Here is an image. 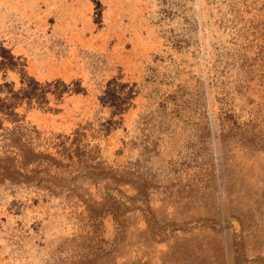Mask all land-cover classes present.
<instances>
[{
	"label": "rangeland",
	"instance_id": "374dc122",
	"mask_svg": "<svg viewBox=\"0 0 264 264\" xmlns=\"http://www.w3.org/2000/svg\"><path fill=\"white\" fill-rule=\"evenodd\" d=\"M262 138L264 0H0V264H264Z\"/></svg>",
	"mask_w": 264,
	"mask_h": 264
},
{
	"label": "trees",
	"instance_id": "16d2710c",
	"mask_svg": "<svg viewBox=\"0 0 264 264\" xmlns=\"http://www.w3.org/2000/svg\"><path fill=\"white\" fill-rule=\"evenodd\" d=\"M256 135L260 136V135H263V134H258L257 132H255ZM254 141H256V137L254 136L253 138ZM261 141L264 140V138L260 139Z\"/></svg>",
	"mask_w": 264,
	"mask_h": 264
}]
</instances>
